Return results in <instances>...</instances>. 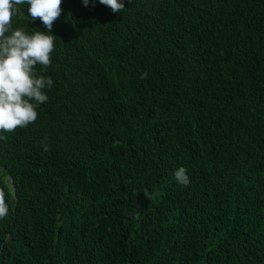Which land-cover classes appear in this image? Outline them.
Here are the masks:
<instances>
[{"label":"trees","instance_id":"trees-1","mask_svg":"<svg viewBox=\"0 0 264 264\" xmlns=\"http://www.w3.org/2000/svg\"><path fill=\"white\" fill-rule=\"evenodd\" d=\"M121 2L61 0L48 99L0 131V264H264V0Z\"/></svg>","mask_w":264,"mask_h":264},{"label":"clouds","instance_id":"clouds-1","mask_svg":"<svg viewBox=\"0 0 264 264\" xmlns=\"http://www.w3.org/2000/svg\"><path fill=\"white\" fill-rule=\"evenodd\" d=\"M99 3L110 7L114 13L125 9L121 0H99ZM23 4L29 6L27 12L32 21L38 18L46 31L29 34L24 28L11 27L12 16ZM83 4L88 6L89 0H83ZM92 5L95 6V0ZM61 12V0H0V131L9 133L18 127H27L37 119L36 107L47 101L44 90L51 88L54 82L50 77L36 73L34 67L37 64L45 68L50 66L56 37L49 33ZM146 77L147 73L141 75V79ZM42 148L46 152L50 150L46 142L42 143ZM174 179L183 186L190 184L187 169L183 166L174 171ZM143 193L148 200L152 199L147 189ZM8 211L5 193L0 190V218L6 217ZM134 218H140L139 212Z\"/></svg>","mask_w":264,"mask_h":264}]
</instances>
